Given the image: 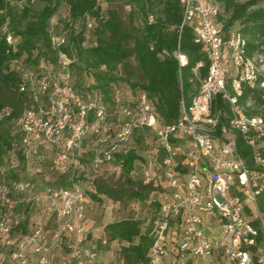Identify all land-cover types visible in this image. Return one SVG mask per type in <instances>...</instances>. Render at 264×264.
<instances>
[{"label":"built area","instance_id":"built-area-1","mask_svg":"<svg viewBox=\"0 0 264 264\" xmlns=\"http://www.w3.org/2000/svg\"><path fill=\"white\" fill-rule=\"evenodd\" d=\"M179 2V30L192 29L208 67L190 102L180 101L179 116L171 123L158 121L144 91L125 97L115 88L112 124L99 92L81 94L72 87L70 66L75 58L62 50L66 36L50 27L57 70L48 72L46 65L38 72L22 69L20 89H28L31 101L16 120L22 158L15 156L0 170V264L93 261L96 247L88 245L84 226L89 196L76 183L81 144L89 139L87 150L97 168L128 147L136 132L146 158L135 162L134 176L143 183L154 182L157 166L166 181L148 229L149 264H220L218 255L231 264H264V212L258 200L264 202V159L259 153L264 119L246 115L237 101L243 84L264 92V54L247 55V38L241 32L224 34L216 21L215 0ZM86 23L87 28L93 26L91 20ZM6 26L7 20L0 31L13 44ZM174 56L179 67L186 64L178 45ZM217 96L227 104L225 110L215 105ZM235 133L252 148L256 167L249 168L236 151ZM41 148L55 151L48 159L49 169L64 175L67 186L39 189L30 181L8 178L10 170L23 165L32 169L44 162ZM101 243H106L104 236ZM64 247L65 254L56 258Z\"/></svg>","mask_w":264,"mask_h":264},{"label":"trees","instance_id":"trees-1","mask_svg":"<svg viewBox=\"0 0 264 264\" xmlns=\"http://www.w3.org/2000/svg\"><path fill=\"white\" fill-rule=\"evenodd\" d=\"M35 1L42 4L39 9L31 5ZM100 1L26 0L18 10L13 6L6 7L5 0H0V10H4L0 13V28L8 19L15 40L13 44H8L0 31V156L12 151L22 158L17 143L19 135H11L4 126L8 122H16L31 105L26 93L28 89H20L23 83L22 69L38 72L42 63H54L56 66V50L49 37L50 27L54 32L66 36L67 42L62 50L75 58L70 66L72 87L81 94L99 92L107 107L111 105L113 108L112 92L123 82L130 89L129 95H135L138 91L146 93L154 105L159 122L171 123L179 116L180 101L187 105L196 93L198 79L207 72L208 60L202 45L194 41L192 29L183 26L179 30L182 20L179 0H124L129 7L126 20H123L116 6H111L112 0H105L104 7ZM262 1L215 0L218 7L216 21L224 34L234 29L247 38V55L254 52L264 54V8L259 6ZM54 15L57 16L55 24ZM87 20L93 22L91 28H87ZM78 24L84 28H78ZM85 29H91L94 33L93 43L87 46L84 45ZM177 45L187 58L186 64L181 67L174 56ZM131 57L135 60L137 71L129 65ZM77 61L87 72L94 71L95 78H102L103 83H97L94 88H87L83 92L77 89L72 81V71ZM198 63L201 65L197 67ZM237 101L246 115L260 114L264 119V92L261 88L243 84ZM215 105L224 110L227 108L219 96L215 99ZM134 136L141 142L138 132ZM234 142L236 151L247 166L256 167L252 148L240 133H235ZM259 153L264 159V140ZM139 159L142 157L136 149L128 145L116 151L108 161L119 168L123 181L131 185L128 192L125 193L123 187L88 180L95 190H87L88 196L100 201L102 197L97 195L100 192L113 200L133 198L145 201L154 190V182L143 183L134 176L135 162ZM15 171L10 170L9 173ZM13 180L19 178L15 175ZM57 180L56 184L48 185H68L64 175L57 176ZM159 199L157 194L150 200L155 211ZM259 206L264 212L263 201ZM21 228L25 232L26 224ZM103 232L106 242L121 244L123 264H149L148 251L152 240L148 230L143 231L138 219L124 217L108 222Z\"/></svg>","mask_w":264,"mask_h":264},{"label":"rangeland","instance_id":"rangeland-1","mask_svg":"<svg viewBox=\"0 0 264 264\" xmlns=\"http://www.w3.org/2000/svg\"><path fill=\"white\" fill-rule=\"evenodd\" d=\"M26 0H5V6H13L14 8H17L20 10L22 7V4L25 3ZM243 1V0H240ZM111 6H116L117 10L119 11L121 17L123 20L127 19V14L129 12V7L127 3L124 0H112ZM100 3L104 7L106 6L105 0H101ZM31 5L34 7V9H39L42 4L38 1H35L34 3H31ZM260 7L264 8V0L259 5ZM4 10H0V13ZM57 19V16L54 15L53 23L55 24ZM55 26V25H54ZM78 28H84L83 25L78 24ZM11 28L8 23L7 19V26H6V34L11 33ZM5 34V33H4ZM94 41V33L91 29H85L84 30V45H90ZM129 65L134 70H136V63L133 57L129 59ZM47 66V70L55 72L57 70L54 63H51L49 65L42 63L41 66ZM94 71H86L84 67L82 66L80 61H77L73 71H72V81L74 82V85L77 89H79L81 92L88 90L87 88H94L96 84H102L104 80L102 78L97 79L95 78ZM114 86V84H113ZM121 89L125 97L129 96L130 89L128 86L125 85V83L120 82L117 86ZM112 90V89H111ZM109 111V120L112 124H116L115 121V115L113 114V108L111 105L108 107ZM4 128L11 134H18L20 137L19 129L16 125L15 121H11L5 124ZM133 137V139L130 141L129 146L134 147L137 151V153L145 160L146 155L144 153V147L142 146L139 139ZM19 140H17V143L19 144ZM89 139L85 140V145L88 146ZM42 155L46 156L47 159L44 160V162H39L35 166L32 167V169H26V167L23 165L16 169L15 172L8 173V178L10 180H13L14 176L16 175L19 180L22 181H30L35 184V186L39 189L46 185V183L49 184H56L57 183V176L54 174L50 169L49 165V158L53 156L55 153L54 150L43 148L42 149ZM17 156L15 152L10 151L9 153H6L2 156H0V170L1 168L7 164L12 158ZM84 161H86L85 164H80L78 171H77V178L76 183L85 190L87 193L88 191L85 189L84 185L88 184V180H93V182L97 183H107L112 186L116 187H123V190L128 192L131 189V185H128L123 181V177L121 175V171L119 168L114 166L111 162H106L102 164L100 167L94 168L88 161L91 159V157L88 155V153H85L83 156ZM154 184L152 187L154 188L153 191H151L148 194V197L145 201H140L133 198H121L119 200H113L110 197H102L100 201L90 199V209L92 212V215L94 216L92 219V224L87 225L84 223V226L86 227V230L88 231V245H92L96 247V257L93 261L85 263V264H123V258L121 255V244L115 241H107L106 244L101 243L102 239V232H103V224L115 220L122 219L124 217H130V218H136L141 222V226L143 231H147L149 229V225L151 222L152 217L155 213V208L150 203V200L154 199V197H157V194H160L161 191L166 188V181L162 176L161 169L157 166H155L154 170ZM125 193L123 194V197H125ZM88 194V193H87ZM258 200L261 201V198L258 197ZM43 204H39L38 208L40 210L42 209ZM109 208V212H105V209ZM39 210V209H38ZM32 215H35V212L32 213ZM92 217V216H91ZM90 228H96L92 230L91 235H89ZM31 229V228H30ZM28 227V230H30ZM93 233L95 235H93ZM87 244V242H86ZM66 249L65 247L58 251L56 253V258H59L60 255L65 254ZM217 260L220 262V264H231L229 261L221 258L219 255L217 257Z\"/></svg>","mask_w":264,"mask_h":264},{"label":"crops","instance_id":"crops-1","mask_svg":"<svg viewBox=\"0 0 264 264\" xmlns=\"http://www.w3.org/2000/svg\"><path fill=\"white\" fill-rule=\"evenodd\" d=\"M41 149H43V148H41ZM85 153H88V155H89V152H88V150H87V146L85 145V140H83L82 141V144H81V156H80V158H79V161H80V164H85L86 163V161H84V159H83V156H84V154ZM91 157V156H90ZM88 163H90V165H92L91 164V159L88 161ZM102 165V164H101ZM100 165V166H101ZM99 166V167H100ZM88 182V181H87ZM46 185H48V183H46ZM46 185H44V186H46ZM43 186V187H44ZM52 186H55V185H52ZM85 186V189L86 190H88V191H90V190H93V191H95L94 190V187L92 186V185H90V184H87V185H84ZM43 187H41V188H43ZM98 196H100V197H104V195L102 194V193H98L97 194ZM89 201H90V199H89ZM89 204H90V202H89ZM89 204L87 205V207H86V211H85V216H84V223L87 225V227H88V225H90V224H92V219L91 218H93L94 216L92 215V212H91V209H90V206H89ZM109 212L110 210H109V208H106L105 209V212ZM92 216V217H91ZM108 223V222H107ZM106 223H104L103 224V227H104V225H105ZM94 230V229H96V228H90V230H89V235H91V232H92V230ZM93 235H95L94 233H93ZM104 235V232H102V236Z\"/></svg>","mask_w":264,"mask_h":264}]
</instances>
